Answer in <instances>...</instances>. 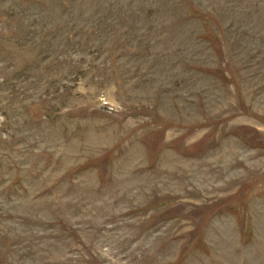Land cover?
I'll return each mask as SVG.
<instances>
[{
    "label": "rangeland",
    "instance_id": "1",
    "mask_svg": "<svg viewBox=\"0 0 264 264\" xmlns=\"http://www.w3.org/2000/svg\"><path fill=\"white\" fill-rule=\"evenodd\" d=\"M0 264H264V0H0Z\"/></svg>",
    "mask_w": 264,
    "mask_h": 264
}]
</instances>
